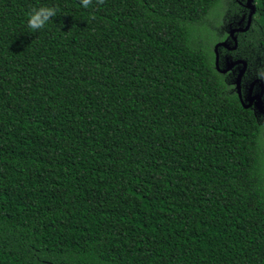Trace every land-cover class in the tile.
<instances>
[{"label":"trees","instance_id":"obj_1","mask_svg":"<svg viewBox=\"0 0 264 264\" xmlns=\"http://www.w3.org/2000/svg\"><path fill=\"white\" fill-rule=\"evenodd\" d=\"M221 1L0 0V264H264V125L198 36Z\"/></svg>","mask_w":264,"mask_h":264},{"label":"flooded vegetation","instance_id":"obj_2","mask_svg":"<svg viewBox=\"0 0 264 264\" xmlns=\"http://www.w3.org/2000/svg\"><path fill=\"white\" fill-rule=\"evenodd\" d=\"M249 1L250 0H235L236 5L228 10L224 20L228 25L223 30H220L219 33L222 39L217 43L218 45L227 42V45L220 46L217 49L218 54H214V67L216 69L219 68L221 74L231 79L233 89L238 94L235 82L241 68H244V65L242 63L236 64V62L242 61L246 63L247 70L241 82L242 98L246 105L251 103L250 108L259 115L264 125V114L260 113L259 110L255 108L256 103L259 102L257 98L259 96H261V105L264 108V68H260V65L259 67L254 66L253 63H255V61L253 62V60H249V57H247L249 55L247 51L250 44L249 37H251L249 33L254 30V25L256 24L255 19L257 17L256 0H253L252 5L256 12L249 23L252 12L249 7ZM232 32L234 33L232 34ZM227 68L232 69L227 73L221 72Z\"/></svg>","mask_w":264,"mask_h":264},{"label":"rangeland","instance_id":"obj_3","mask_svg":"<svg viewBox=\"0 0 264 264\" xmlns=\"http://www.w3.org/2000/svg\"><path fill=\"white\" fill-rule=\"evenodd\" d=\"M232 0H222L221 4L211 13L209 25L207 28H202L198 35L199 42L204 45L208 50L215 54V47L217 43L222 39L220 30L227 27L228 23L224 22L229 8L232 6ZM258 17V16H257ZM264 131V129H263ZM263 144H264V132H263Z\"/></svg>","mask_w":264,"mask_h":264},{"label":"clouds","instance_id":"obj_4","mask_svg":"<svg viewBox=\"0 0 264 264\" xmlns=\"http://www.w3.org/2000/svg\"><path fill=\"white\" fill-rule=\"evenodd\" d=\"M97 4H103L104 0H96ZM83 7L88 8L92 4V0H81ZM57 16V9L55 7L41 6L33 7L28 13V27L37 31L43 29L45 25ZM95 19V17H92Z\"/></svg>","mask_w":264,"mask_h":264},{"label":"water","instance_id":"obj_5","mask_svg":"<svg viewBox=\"0 0 264 264\" xmlns=\"http://www.w3.org/2000/svg\"><path fill=\"white\" fill-rule=\"evenodd\" d=\"M252 2H253V0H250V1H249V7H250L251 10H252L251 15H250L249 23H250V21L252 20L253 15H254L255 12H256L255 8H254L253 5H252ZM233 33H234V32H232V34H233ZM235 40H236V38H235ZM226 45H227V42H225V43H221V44H218V45L216 46V48H215V53L218 54V53H217V49H218L220 46H226ZM240 63H242V64L244 65V68H241V70H240V72H239V75H238V77H237V80H236L235 84H236V87H237V90H238V95H239V98H240V100H241L242 105H243L246 109H249V108L251 107V103L248 104V105H246V104L244 103V101H243L242 94H241V82H242V79H243L244 74L246 73L247 68H246V63H245V62H242V61L236 62V64H240ZM217 67H218V66H217ZM231 69H232V68H227L226 70L221 71V72H222V73H227V72H229ZM217 70L219 71V68H217ZM257 98H258L259 102L256 103L255 108L258 109L260 113L264 114V108H263L262 105H261V103H262L261 96H259V97H257Z\"/></svg>","mask_w":264,"mask_h":264}]
</instances>
